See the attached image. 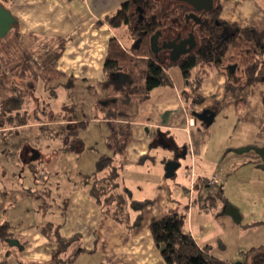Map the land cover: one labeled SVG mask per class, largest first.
I'll use <instances>...</instances> for the list:
<instances>
[{"label":"crops","instance_id":"1","mask_svg":"<svg viewBox=\"0 0 264 264\" xmlns=\"http://www.w3.org/2000/svg\"><path fill=\"white\" fill-rule=\"evenodd\" d=\"M123 1L0 0L12 11L21 32L71 37L56 68L63 73L61 86L71 97L62 104L73 102L75 110L73 117L63 120L61 116L58 122L73 127L83 123L75 143L61 142L45 154L34 145L28 150L9 145L15 156L6 162L1 160L6 157V135L0 133V223L6 221L21 243L0 242V264L49 261L57 247L42 231L49 220L61 224L59 232L65 237L79 234L83 247L52 264H168L155 244L150 223L185 208L186 228L217 258L238 264L245 251L264 244L262 160L253 149L238 151L248 145L264 146L263 81L229 89V74L236 79L237 66L233 72L206 66L205 80L197 90L203 100L194 104L196 111L216 109L212 123L206 124L189 111L183 98V91L190 90L188 80L173 64L167 70L171 83L155 86L140 103L135 98L124 103L131 136L124 150L115 153L107 144L110 119L97 110V101L106 93L104 63L110 40L118 35L105 17ZM216 1L221 4L220 19L264 30V0ZM34 9L45 11L44 22L33 20ZM192 37L198 44L195 31L173 33L166 39L159 36L155 57L175 61L182 42ZM233 40V35L215 39L222 57ZM123 75L120 72L117 78ZM60 110L53 112L60 114ZM24 129L37 140L46 139L38 123H29L20 128L15 141L21 140ZM34 149L40 153L37 159H31ZM169 161L178 162L171 175L166 174ZM214 174L219 178L208 184L207 178ZM41 180L62 190L46 212L34 196L45 183ZM93 185L99 195L92 191ZM135 200L145 201L141 209L132 204ZM225 201L240 209L239 222L224 212Z\"/></svg>","mask_w":264,"mask_h":264},{"label":"trees","instance_id":"2","mask_svg":"<svg viewBox=\"0 0 264 264\" xmlns=\"http://www.w3.org/2000/svg\"><path fill=\"white\" fill-rule=\"evenodd\" d=\"M190 9L185 3H173L162 9L160 0H125L105 17V21L118 36L113 37L109 43L104 63L106 79L103 86L106 93L98 99L97 110L110 119L107 144L115 153L122 152L131 137L130 124L126 121L129 115L124 103L134 98L140 103L149 96L150 90L155 86L171 83L167 70L173 64L182 70L183 77L188 80L190 90L183 91V98L193 115L196 112L194 104L203 100L197 90L205 80L208 65H216L228 72L230 64H237L236 79H233V74L228 77L229 89L264 82V30L239 27L220 19L219 1L215 2L209 13V24L198 32L199 42L195 48L183 54L177 61H163L155 57L151 36L164 27L182 29L186 25L185 15ZM229 35H233L234 40L226 56L222 57L217 50L215 39ZM70 39L69 35L44 36L34 32L23 33L17 23H14L4 36H0V133L6 135L5 147L22 146L23 141H15L14 138L20 128L29 123H38L42 135L60 139L64 144L69 140L71 143L77 141L83 123H77L73 127L66 121L58 122L61 116L63 120L74 116L75 103H63V113L60 111L61 113L57 114L53 112L49 101L36 98L38 106L31 111L30 98L25 95L26 88L14 77L16 70L19 77L40 76L45 87L56 96V87L50 84L63 75L56 65ZM122 39L130 41V44L125 45ZM120 72L126 75L124 79L117 78ZM31 91L33 92V89ZM33 116L34 120L31 121ZM47 116L49 119H45ZM87 178L88 181L91 179ZM43 180L41 183L46 181ZM95 188L93 185V192H96ZM59 191H62L59 185L47 186L45 182L35 193L34 196L44 212L55 203L53 197L60 195ZM96 193L99 195L101 191ZM64 199L60 201L62 205L66 204ZM144 203L145 201H132L137 209H141ZM140 215L136 224L141 219ZM186 221L185 208L181 211L171 210L150 223L155 244L168 264H236L234 261L217 258L209 252L208 247L200 246L186 228ZM60 225L49 220L42 227V231L57 244L51 259L44 264L59 263L73 252L83 249L79 245L80 235L75 233L65 237L59 232ZM12 239L17 238L9 231V224L6 221L0 223V242L9 243ZM18 245H21L20 241ZM240 260V264H264V244L249 248Z\"/></svg>","mask_w":264,"mask_h":264},{"label":"water","instance_id":"3","mask_svg":"<svg viewBox=\"0 0 264 264\" xmlns=\"http://www.w3.org/2000/svg\"><path fill=\"white\" fill-rule=\"evenodd\" d=\"M183 2H186L190 5H192L196 10L192 11L191 13H187L185 15L186 21L189 20L190 16H194L197 18V21H199L201 18L200 15H198L197 11H200L202 9L211 10L214 7V0H182ZM16 23V18L13 15L12 11L7 8L3 3L0 2V36H4L12 27V25ZM162 31L157 30L152 36H151V43L153 49L156 51L158 48V39L161 35ZM193 41V44L191 42ZM186 42H190L189 40H185L180 45V49L178 50L177 57L175 61L181 58V55L189 52L193 48L197 46V42L194 41L193 37L191 38L190 46L185 47ZM237 64H230L228 66L229 71H234ZM216 114L215 108H204L201 111H196L195 116L197 119L201 120L202 122L206 124H211ZM253 149L261 158L262 163L261 167L264 169V146L258 147L255 145H248L245 147H241L238 149L239 152H246ZM39 151L37 149H34L33 155H31V159H37L39 157ZM178 165L177 161H169L167 163V175H171L173 173V168ZM225 213H228L233 216L234 220L239 222L241 220V212L240 209L235 206L234 204L230 203L229 201H225V205L223 208ZM10 245L18 244V239H12L9 241ZM240 264V261L237 262Z\"/></svg>","mask_w":264,"mask_h":264},{"label":"rangeland","instance_id":"4","mask_svg":"<svg viewBox=\"0 0 264 264\" xmlns=\"http://www.w3.org/2000/svg\"><path fill=\"white\" fill-rule=\"evenodd\" d=\"M160 1L163 2V0H160ZM10 4H12L11 1H10ZM167 4H170V2ZM11 8L14 10L13 6ZM20 10H21L20 8L17 9V11H20ZM35 12H36L35 9L31 10V13H35ZM44 12L45 11H43V10H37L36 14H34V15L32 14L33 20L44 22L45 19L42 18V17H44L42 14ZM17 74H18V70H16L14 72V77L17 79V81L24 88H26V94L25 95L27 96V98L28 97L30 98L29 99L30 100L29 109L31 111L34 110L36 106H38V103L35 100L36 96H38L40 99H48L50 101L54 111H57V112L61 109L60 107L62 106L63 101L68 100V99L71 100L70 95H69L70 98H68L65 88H63V86H61L62 80L65 81V79L58 78V79L54 80L53 82H51L50 85L55 86L56 91L58 92L57 96L55 98H52L51 97V94L53 95V93H51L52 91L50 89H48L47 87H46L47 89L45 88V84H44L43 80L40 78V76L39 77H36V76L35 77H19ZM51 75L54 76L53 74H51ZM124 78H125V75H123V79ZM32 89H33V92L31 91ZM42 106H44V104H42ZM63 111H64V108H63ZM48 117L49 116H47L46 118L44 117V118L49 119ZM33 120H34V116H33L31 121H33ZM55 125H57V124H55ZM261 129H264V123L262 124ZM30 135L31 134H30V132H28V130L24 129L22 131L21 141H23V144L21 147L24 149L26 148L28 150V148L31 147V145L32 146L34 145L35 147L40 148L42 150L43 154H45V152H47V151L52 152L56 148V146L57 145L60 146L61 145L60 143L62 142L60 139H59V141L53 140V139H48L46 136H44L46 139L37 140V136H35L34 134L32 136H30ZM38 138L40 139V137H38ZM6 149H7V151L4 154L6 157H3L4 159L3 158L1 159L3 162H6V159L11 158L10 156H12V155L15 156V153L12 154V152H10V149L8 148V146ZM54 154L55 153H53V155ZM79 163H80V161H79ZM6 171H8L7 168H6ZM9 177L10 176H6L4 178H9Z\"/></svg>","mask_w":264,"mask_h":264},{"label":"flooded vegetation","instance_id":"5","mask_svg":"<svg viewBox=\"0 0 264 264\" xmlns=\"http://www.w3.org/2000/svg\"><path fill=\"white\" fill-rule=\"evenodd\" d=\"M166 2L167 3L170 2V5L173 4V0H170V1L169 0H163V2H162L163 6L161 7L162 9L167 8V7H164V6L169 5ZM175 3L188 4L186 2H181V1L180 2H175ZM188 5L190 6L191 9L187 13H191L192 11L196 10L192 5H190V4H188ZM214 5H215V3H214ZM211 10L202 9L200 11H197L198 15L201 16V18H199L200 19L199 23H195V21L197 19L196 17L190 16L189 20L186 21V25L182 29H177L175 27H164L163 29H160L162 31L160 37H163V38L166 39V38L172 37L173 33H175L176 35H179V34H185V32L190 33L191 31H195L196 33H198L201 29H203V27H205V26H207L209 24V22H210V14L209 13L211 12ZM191 44H193V41L191 42ZM188 46H190V44Z\"/></svg>","mask_w":264,"mask_h":264},{"label":"built area","instance_id":"6","mask_svg":"<svg viewBox=\"0 0 264 264\" xmlns=\"http://www.w3.org/2000/svg\"><path fill=\"white\" fill-rule=\"evenodd\" d=\"M218 178H219L218 175L217 174H214V175H212V176H210V177L207 178V183L208 184H213V183L216 182V180Z\"/></svg>","mask_w":264,"mask_h":264}]
</instances>
